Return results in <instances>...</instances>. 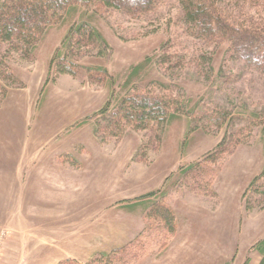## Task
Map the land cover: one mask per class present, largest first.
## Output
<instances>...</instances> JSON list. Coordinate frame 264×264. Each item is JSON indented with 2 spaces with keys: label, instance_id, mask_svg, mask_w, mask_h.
<instances>
[{
  "label": "rangeland",
  "instance_id": "1",
  "mask_svg": "<svg viewBox=\"0 0 264 264\" xmlns=\"http://www.w3.org/2000/svg\"><path fill=\"white\" fill-rule=\"evenodd\" d=\"M223 3L264 15L249 0ZM54 20L26 55L0 44L12 78L0 77V174L15 177L1 183L0 264H259L264 210L246 213V201H261L244 195L264 172V75L226 62L229 44L193 36L175 0L131 14L73 0ZM79 28L103 42L67 50ZM157 84L187 105L159 147L153 132L97 135L107 106ZM220 111L231 114L226 125L209 126L203 115ZM237 133L242 145L210 164L211 193L191 191L186 169ZM154 203L173 210V236L147 219Z\"/></svg>",
  "mask_w": 264,
  "mask_h": 264
},
{
  "label": "trees",
  "instance_id": "2",
  "mask_svg": "<svg viewBox=\"0 0 264 264\" xmlns=\"http://www.w3.org/2000/svg\"><path fill=\"white\" fill-rule=\"evenodd\" d=\"M72 1L0 0V44L8 45L12 50L26 55L27 52L24 49L33 48L39 37L55 22L57 14L64 11L66 5ZM88 1H95L106 8L131 14L139 10L153 8L162 0ZM175 1L182 9L184 22L194 31L193 36L214 43L216 47L225 43L229 44L226 62H240L253 72L264 75V15L262 17L251 16L245 8L236 12L230 8V5H224L223 0ZM244 1H247L248 4V0ZM249 2L253 4L258 13H264V0H249ZM89 39H98L103 42L98 33L79 28L66 41V49L72 51L76 42L79 41L77 44H81V40L88 41ZM58 68L62 74H72L63 63ZM6 72L2 60L0 61V77L4 81L11 80V76H4ZM221 73L222 70L219 74ZM157 85L156 90H160L158 93L141 86L132 87L119 98L113 107L107 106L102 112V115L106 116L104 126L98 125L97 135L102 140H106L119 139L127 130L153 132L159 134L156 138L157 147H159L165 128L186 113L187 105L180 96L169 94L165 92L167 90L163 85ZM6 96L7 90L0 85V102ZM212 114L205 113L203 117L209 126H214L217 129L224 127L231 116L228 112L221 111L218 114ZM242 143L241 134L231 135L219 145L214 155L208 160L189 166L185 171L184 178L191 180L190 190L195 193L201 190L206 194L211 193V184L215 173L210 169V164H216L218 161L220 163L226 155L231 154V151H234ZM252 192L260 198L261 203L259 208H254L252 201H246L245 211L248 214H252L256 210H264V172L252 180L244 197ZM156 195L157 193H150L141 200H149L155 198ZM148 211L150 212L147 215L148 220L162 226L165 233L167 232L170 236L176 233V216L171 208L165 204L154 203L148 208ZM122 250V253L125 252L129 255L127 247ZM253 251L262 257L259 264H264V238L253 247ZM102 259L108 260L109 257L103 256ZM248 263L249 261L245 264Z\"/></svg>",
  "mask_w": 264,
  "mask_h": 264
},
{
  "label": "crops",
  "instance_id": "3",
  "mask_svg": "<svg viewBox=\"0 0 264 264\" xmlns=\"http://www.w3.org/2000/svg\"><path fill=\"white\" fill-rule=\"evenodd\" d=\"M3 174H5V175H9V177H11L10 180H12V178L14 177L13 172H9V173H1V174H0V204H1V194H2V193H1V189H2L1 186H2L3 183L6 185V184H7V183H6L7 181L4 182L3 180L6 179V178L8 179V177H6V176H5L6 178H3V177H4ZM1 175H2V178H1ZM14 178H15V177H14ZM16 182H17V180H16ZM1 183H2V184H1ZM3 187H4V186H3Z\"/></svg>",
  "mask_w": 264,
  "mask_h": 264
}]
</instances>
